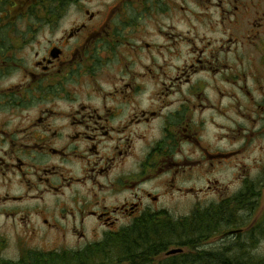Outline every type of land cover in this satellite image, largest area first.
<instances>
[{"label": "flooded vegetation", "instance_id": "flooded-vegetation-1", "mask_svg": "<svg viewBox=\"0 0 264 264\" xmlns=\"http://www.w3.org/2000/svg\"><path fill=\"white\" fill-rule=\"evenodd\" d=\"M151 2L160 10L159 0ZM143 3L116 0L91 9L92 0H0V218L32 237L74 241L75 247L54 251L164 240L168 224L211 219L170 205L188 199L195 206L208 196L212 187L190 183L194 171L232 154L202 147L197 132L208 123L199 109L224 115L219 97L197 102L202 87L175 88L197 67L212 75V60L194 58L176 67L173 78L159 64L138 71L130 40L145 15L137 13L148 11ZM153 78L150 88L145 82ZM198 147L204 160L193 157ZM243 190L232 197L240 212L249 206ZM223 200L206 207L214 211L226 206ZM208 236L198 234L186 251L221 250L222 240L206 243ZM177 246L122 251H185Z\"/></svg>", "mask_w": 264, "mask_h": 264}, {"label": "rangeland", "instance_id": "rangeland-1", "mask_svg": "<svg viewBox=\"0 0 264 264\" xmlns=\"http://www.w3.org/2000/svg\"><path fill=\"white\" fill-rule=\"evenodd\" d=\"M92 1L91 9H105L116 0ZM151 3V0H144L143 6L148 7V11L137 13L138 16L145 15L135 25L137 32L134 31L130 40L136 50L137 70L144 68L146 71L147 66L156 67L159 64L173 78L177 74L176 67L190 64L194 58L212 60V75L197 67V72L190 71V76H184L175 88L187 93L190 89L202 87L199 91L195 90L200 94L197 102L208 100L212 103L219 97L218 104L224 115L199 109L208 123L206 128L197 129V132L202 147L216 152H232L229 160L225 158L221 163L215 162L212 169L194 171L195 181L191 180L190 183L195 182L196 189L205 190L207 185L212 187L208 196L202 195L195 201V206L188 199L170 206L174 211L183 208L185 215H197L211 210L206 207L210 203L217 205L224 199L225 211L229 214L235 211L238 225L230 226L231 219H222L224 216L214 219L212 230L209 229L211 222L204 225L188 220L184 222L195 225L202 234L209 235L206 243L215 244L222 240V246L228 247L234 255L243 251L241 256L244 258L264 257V107L261 105L264 98V67L260 64V60L264 59V0H159L160 10H153ZM76 16L75 13L70 19L66 18L64 25L74 22ZM218 57L223 63L219 62ZM171 78L168 77L167 83ZM155 82L153 78L145 83L155 88ZM242 88L250 94L247 95ZM220 93L223 96L220 97ZM224 135L228 137L223 139ZM184 149L186 151L187 145ZM193 157L204 160L203 149L198 147ZM207 179L211 183L207 184ZM243 188L242 192L246 193L252 205L240 212L241 207L232 197ZM249 207L254 208L249 210ZM5 222L0 218L2 259L16 261L23 251L46 252L59 250L60 246L61 249L75 247L72 240L61 241L52 236L32 237ZM236 228L242 229L231 231ZM235 233L236 236L233 235ZM187 239L175 240L172 244L179 243L168 248L183 246L184 253L190 247ZM114 244L115 241L100 242L95 247L99 251H108L107 248ZM217 245L215 247L218 248ZM133 247L137 248L136 245ZM163 254L162 258L170 256Z\"/></svg>", "mask_w": 264, "mask_h": 264}, {"label": "trees", "instance_id": "trees-1", "mask_svg": "<svg viewBox=\"0 0 264 264\" xmlns=\"http://www.w3.org/2000/svg\"><path fill=\"white\" fill-rule=\"evenodd\" d=\"M250 204L252 205L251 201H249V206ZM253 208L249 207V210ZM197 215L211 218L199 222L201 225L211 222L210 230L214 226V219L218 216H224L222 219H231L229 221L232 227L239 224L235 211L229 214L225 211V205L214 211L205 210ZM199 233H201L199 228L192 224H168L166 239H155L156 242L154 239H136L138 242L136 247L150 248L156 246L157 243H166L167 247H170L179 243L172 244L175 240L178 241L185 237L188 238L187 241H194ZM109 247L132 248L133 245L132 240L121 239L115 241L114 246ZM232 252L228 247H222L219 251H186L162 258L165 251H23L16 261L0 257V264H118L121 262L122 264H264L263 256H255L254 259L244 258L241 256L243 251H238L240 254L235 255Z\"/></svg>", "mask_w": 264, "mask_h": 264}, {"label": "water", "instance_id": "water-1", "mask_svg": "<svg viewBox=\"0 0 264 264\" xmlns=\"http://www.w3.org/2000/svg\"><path fill=\"white\" fill-rule=\"evenodd\" d=\"M182 250L181 248H175V249H171L169 251H166V255H172V254H177V253H181Z\"/></svg>", "mask_w": 264, "mask_h": 264}]
</instances>
